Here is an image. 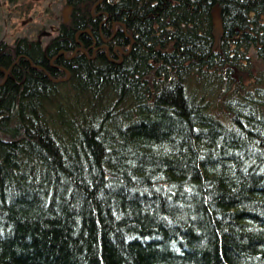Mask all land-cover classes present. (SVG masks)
Returning a JSON list of instances; mask_svg holds the SVG:
<instances>
[{
  "label": "trees",
  "instance_id": "obj_1",
  "mask_svg": "<svg viewBox=\"0 0 264 264\" xmlns=\"http://www.w3.org/2000/svg\"><path fill=\"white\" fill-rule=\"evenodd\" d=\"M106 15L128 54L67 82L13 65L40 38L0 39V264H264V0Z\"/></svg>",
  "mask_w": 264,
  "mask_h": 264
},
{
  "label": "flooded vegetation",
  "instance_id": "obj_2",
  "mask_svg": "<svg viewBox=\"0 0 264 264\" xmlns=\"http://www.w3.org/2000/svg\"><path fill=\"white\" fill-rule=\"evenodd\" d=\"M65 6L70 8L68 19L66 22H63L61 16V21H58L56 25L50 26L51 32L45 33V35H49L47 42L43 43V41L40 40L41 45L45 44L44 53L34 54L38 60L30 59L26 55H21L16 59L13 65L17 63L20 57H23L27 58L30 68L40 69L46 72L43 66L45 62H47L50 71L54 75H59L61 72H64L66 75L64 78L56 79H52L49 76L51 81L56 83L69 81L71 74L67 67L77 64V62L82 59V56L91 62L98 57H103L104 53L108 60L121 64L123 58L128 54V51L124 52L118 46L113 45L114 38L120 33L119 29L116 28V23H108L107 15L103 18V0H96L90 10H84L85 14L83 16L78 15L79 8L77 2L68 1ZM109 26L111 30H109ZM123 33L126 35L124 29ZM50 35L55 36L50 37ZM59 36L63 38L58 43V46L62 43V45L67 44V46H64L65 49L58 50L56 55L52 56V53L49 52L50 47ZM65 36L66 38H64ZM66 50H70L69 54H67ZM32 62L37 64H33ZM8 74L9 72L6 71L4 80H7Z\"/></svg>",
  "mask_w": 264,
  "mask_h": 264
},
{
  "label": "rangeland",
  "instance_id": "obj_3",
  "mask_svg": "<svg viewBox=\"0 0 264 264\" xmlns=\"http://www.w3.org/2000/svg\"><path fill=\"white\" fill-rule=\"evenodd\" d=\"M64 0H15L13 4L1 3L0 6V39L4 42H13L17 36L30 39L41 38L47 42L50 26L56 25L55 15H61L65 4ZM27 10L28 15L23 14ZM31 18L32 21H28ZM28 21V22H27ZM43 32V33H42ZM55 35H50V37Z\"/></svg>",
  "mask_w": 264,
  "mask_h": 264
},
{
  "label": "water",
  "instance_id": "obj_4",
  "mask_svg": "<svg viewBox=\"0 0 264 264\" xmlns=\"http://www.w3.org/2000/svg\"><path fill=\"white\" fill-rule=\"evenodd\" d=\"M34 1H40V0H34ZM70 11V8L69 7H65L63 8L62 12H61V15H62V18H63V22H66L67 19H68V13ZM218 16H219V13L216 12L215 15H214V18H215V22L216 24L218 25L219 24V21H218ZM125 31V30H124ZM66 80V79H65ZM64 80V81H65ZM6 79L0 84V86H2L4 83H5Z\"/></svg>",
  "mask_w": 264,
  "mask_h": 264
}]
</instances>
